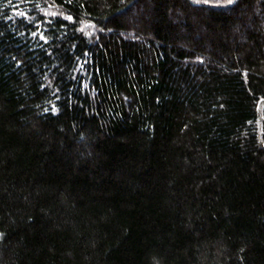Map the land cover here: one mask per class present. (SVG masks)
Here are the masks:
<instances>
[{
	"label": "trees",
	"instance_id": "16d2710c",
	"mask_svg": "<svg viewBox=\"0 0 264 264\" xmlns=\"http://www.w3.org/2000/svg\"><path fill=\"white\" fill-rule=\"evenodd\" d=\"M0 264H264V0H0Z\"/></svg>",
	"mask_w": 264,
	"mask_h": 264
}]
</instances>
